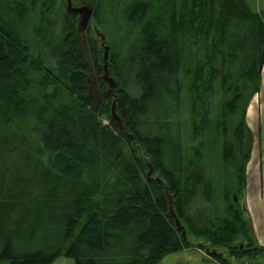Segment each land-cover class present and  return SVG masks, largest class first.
<instances>
[{
    "label": "trees",
    "instance_id": "1",
    "mask_svg": "<svg viewBox=\"0 0 264 264\" xmlns=\"http://www.w3.org/2000/svg\"><path fill=\"white\" fill-rule=\"evenodd\" d=\"M78 1L121 35L110 62L117 96L105 90L100 111L78 14L60 0H0V264H52L62 255L77 264H158L195 246L191 237L230 257H264L234 197L246 188L243 108L261 85L263 15L246 0ZM97 50L93 42L96 60ZM218 93L215 128L234 179L222 191L201 162ZM184 98L194 143L187 162ZM114 101L123 131L112 115L107 125L100 118ZM242 236L247 245L237 246Z\"/></svg>",
    "mask_w": 264,
    "mask_h": 264
},
{
    "label": "rangeland",
    "instance_id": "2",
    "mask_svg": "<svg viewBox=\"0 0 264 264\" xmlns=\"http://www.w3.org/2000/svg\"><path fill=\"white\" fill-rule=\"evenodd\" d=\"M107 1V0H106ZM62 4L67 6V0H60ZM252 11L260 13L264 17V0H246ZM74 5H81L78 0H73ZM110 15V13H108ZM77 33L81 36L82 46L88 61L89 75L88 84L90 90L94 94L93 107L101 110L103 105V91L108 89L109 84L97 80V76L104 75V54L105 46H109L108 68L110 70L111 53L118 48L120 33L115 29L113 21H108L104 25H99L92 15L87 24L83 23V19L77 17ZM81 22V23H80ZM102 35L105 41L102 40ZM93 42L97 46L98 59L92 54ZM102 68L103 73L97 74L98 64ZM111 76L114 77L112 73ZM206 77V75H204ZM116 78V77H115ZM97 80V81H96ZM210 79L205 81L209 82ZM110 87V86H109ZM225 97L221 93L217 94L212 101L211 124L206 130V143L202 151L201 162L206 168L208 174L216 182L219 189L222 191L225 184L234 185V179L221 159V138L215 128V122L219 116L221 103ZM183 109L181 112L182 124V143L185 154V161L192 154L194 145L191 139L190 128V111L186 98L183 99ZM245 119L251 129V156L246 167V188L243 194L236 196L239 199L242 208L245 210V219L247 220V228L249 234L254 237L255 243L259 246H264V67L262 71L261 85L258 91L251 92L244 103ZM241 114V113H240ZM112 115V109L108 113L100 114V118L104 124H110L109 116ZM240 116H235L233 124H236ZM150 170L148 171L149 175ZM152 175V174H151ZM195 246L180 250L166 256L159 264H222L219 260L213 258L212 254L215 251L223 253L225 257H229L233 264H243V261L251 263L264 264V257H230L228 250L223 247H216L208 240L191 237ZM202 243L203 247H197L196 244ZM237 246H246L247 239L242 236L235 240ZM199 257V258H198ZM52 264H77L72 258L67 256L58 257Z\"/></svg>",
    "mask_w": 264,
    "mask_h": 264
},
{
    "label": "water",
    "instance_id": "3",
    "mask_svg": "<svg viewBox=\"0 0 264 264\" xmlns=\"http://www.w3.org/2000/svg\"><path fill=\"white\" fill-rule=\"evenodd\" d=\"M67 9L71 12H74L76 14L79 15V18L83 19V23L87 24L88 21L91 19L92 15L94 14V9L93 7L86 5V4H81L79 6L74 5L73 0H67ZM81 23V22H80ZM102 40L103 42L105 41V37L104 35H102ZM108 59H109V46H105V54H104V75L103 78L107 81H109V86L111 89L115 88L116 85V81L114 78H112L109 74V68H108ZM112 116L113 118L117 121L118 125L120 126V130L123 131L125 129L124 124L121 120V117L117 114L116 112V101H114L113 106H112ZM129 136H131V138H133L134 136L130 133H128ZM153 173V168L152 165L150 164V172H149V176H151V174ZM159 180V179H158ZM168 193V190L166 191ZM168 197L170 199V203H171V213L172 215L175 217V222L178 226V228L180 230L184 229V225H182L181 221L176 218V215L174 213V209H173V201H172V197L168 194ZM183 236H186V231H183Z\"/></svg>",
    "mask_w": 264,
    "mask_h": 264
},
{
    "label": "flooded vegetation",
    "instance_id": "4",
    "mask_svg": "<svg viewBox=\"0 0 264 264\" xmlns=\"http://www.w3.org/2000/svg\"><path fill=\"white\" fill-rule=\"evenodd\" d=\"M110 59H111V57H110ZM111 73V72H110ZM110 75V74H109ZM111 76V75H110ZM112 78H114L115 79V81H116V85H115V88L114 89H111L109 86H108V89H107V92H109V94H111V96L115 99L116 98V96H117V84H118V81H117V78H115V76L113 77V76H111ZM97 80H99L100 82L102 81V82H106V83H108L109 84V81H107V80H105L103 77H100V76H97ZM96 80V81H97ZM104 92H105V90L103 91V94H104Z\"/></svg>",
    "mask_w": 264,
    "mask_h": 264
},
{
    "label": "crops",
    "instance_id": "5",
    "mask_svg": "<svg viewBox=\"0 0 264 264\" xmlns=\"http://www.w3.org/2000/svg\"><path fill=\"white\" fill-rule=\"evenodd\" d=\"M183 250H185V249H183ZM180 252V251H179ZM199 258V257H198ZM159 264V263H158Z\"/></svg>",
    "mask_w": 264,
    "mask_h": 264
}]
</instances>
